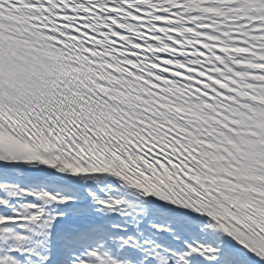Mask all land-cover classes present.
<instances>
[{
	"label": "snow or ice",
	"instance_id": "obj_1",
	"mask_svg": "<svg viewBox=\"0 0 264 264\" xmlns=\"http://www.w3.org/2000/svg\"><path fill=\"white\" fill-rule=\"evenodd\" d=\"M0 264H264V0H0Z\"/></svg>",
	"mask_w": 264,
	"mask_h": 264
}]
</instances>
